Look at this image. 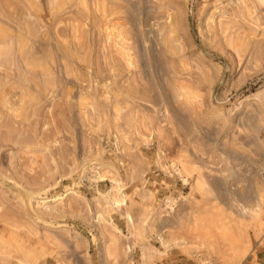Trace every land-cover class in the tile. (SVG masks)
<instances>
[{
  "label": "rangeland",
  "instance_id": "1",
  "mask_svg": "<svg viewBox=\"0 0 264 264\" xmlns=\"http://www.w3.org/2000/svg\"><path fill=\"white\" fill-rule=\"evenodd\" d=\"M264 264V0H0V264Z\"/></svg>",
  "mask_w": 264,
  "mask_h": 264
},
{
  "label": "crops",
  "instance_id": "2",
  "mask_svg": "<svg viewBox=\"0 0 264 264\" xmlns=\"http://www.w3.org/2000/svg\"><path fill=\"white\" fill-rule=\"evenodd\" d=\"M258 264H262V263H258Z\"/></svg>",
  "mask_w": 264,
  "mask_h": 264
}]
</instances>
